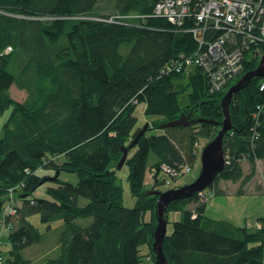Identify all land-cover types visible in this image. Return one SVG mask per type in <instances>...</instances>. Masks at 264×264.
Returning <instances> with one entry per match:
<instances>
[{
    "label": "trees",
    "instance_id": "16d2710c",
    "mask_svg": "<svg viewBox=\"0 0 264 264\" xmlns=\"http://www.w3.org/2000/svg\"><path fill=\"white\" fill-rule=\"evenodd\" d=\"M158 1L115 0L114 14H101L99 0H0V117L10 109L0 135V253L6 264H34L25 255L42 238L29 221L34 214L47 223L64 222L60 255L39 264H142L143 245L150 249L145 260L151 256L156 264L158 196L145 187L150 152L158 157L153 166L160 188L163 165L178 171L194 165L220 129L210 121L160 125L190 113L223 120L221 99L261 57L248 61L216 93L199 66L182 73L166 69L182 55L191 56L198 41L192 19L179 25L155 15ZM112 16L117 18L108 20ZM14 62L16 72H11ZM262 80L253 78L233 96V128L224 138L226 165L210 186L216 193L220 180L241 181L242 192L257 160L264 159ZM12 85L27 92L24 101L11 95ZM142 103L145 115L162 120L152 119L131 146L143 128L136 113ZM201 139L206 143L198 147ZM124 148L133 207L125 205L117 183ZM244 159L251 166L247 175ZM42 169L55 174L42 175ZM61 171L77 173L78 182L61 179ZM44 185L45 195H35ZM81 197L88 203L80 205ZM12 199L16 212L6 215ZM190 203L196 207L188 208ZM206 206L198 193L168 205L166 217L170 208L183 210V219L174 222L164 240L168 262L264 264V229L212 218ZM82 218L92 221L81 225L77 220ZM4 241L10 244L6 253Z\"/></svg>",
    "mask_w": 264,
    "mask_h": 264
},
{
    "label": "built area",
    "instance_id": "2783aa9c",
    "mask_svg": "<svg viewBox=\"0 0 264 264\" xmlns=\"http://www.w3.org/2000/svg\"><path fill=\"white\" fill-rule=\"evenodd\" d=\"M154 14L179 25L187 18L193 20L191 30L198 41L195 52L191 56L182 55L166 69L182 73L201 67L208 76L212 93L222 91L243 72L248 61L264 53V0H159ZM260 89L264 91V77ZM191 169L190 165L181 167L180 171L162 166V171L172 180ZM162 181L171 182L166 178ZM204 192L199 195L203 196ZM13 199L4 210L6 215L16 212ZM0 264H6L1 253Z\"/></svg>",
    "mask_w": 264,
    "mask_h": 264
},
{
    "label": "rangeland",
    "instance_id": "374dc122",
    "mask_svg": "<svg viewBox=\"0 0 264 264\" xmlns=\"http://www.w3.org/2000/svg\"><path fill=\"white\" fill-rule=\"evenodd\" d=\"M115 0H99L97 11L101 14H114L113 7H114ZM114 18H117L116 16L110 17L108 20H112ZM17 63L14 62L11 67V72H16ZM193 68V67H192ZM16 85L13 87V96L15 99H23V95L26 94L25 91H20L16 89ZM27 95V94H26ZM186 97V94H182L180 96L181 100L184 101ZM145 104H139L138 108L136 110L137 116L139 117V121L137 126H145L148 124V128L150 126V121L152 119H158L162 120L159 116H147L144 113ZM10 113V109L6 111L4 115L0 117V135L2 134V125L7 119L8 115ZM155 132H160L159 129H156ZM200 145L198 147L202 146L206 143V139L200 140ZM203 149V148H202ZM201 156V154H200ZM63 159V158H62ZM61 159V160H62ZM158 161L157 155L151 151L148 161V171L146 174V184L145 187L147 189L150 188H156L155 186V173L157 172V169L155 166H153ZM193 170L192 172L186 173L182 176H179L178 178H174L172 180L171 176L166 173L165 171L161 172V177L170 179L171 182L169 184L162 183L160 185V189L167 190L171 188H177L180 187L179 185L183 186L186 185L193 180L196 179V177L199 175L200 169H201V160L199 157V160L192 165ZM245 174L247 175L251 171V166L249 164H245ZM259 171L254 174V178L252 177L249 179L246 183L243 184V187L246 188L247 192H255V187L259 184H264V172L263 167L260 164L258 166ZM257 170V168H256ZM42 175L47 174H55L54 169H42L40 171ZM128 174H129V167L127 165L122 166L117 171V183L121 185L124 189V201L125 205L128 207H133L136 201V198L131 195L130 192V184L128 181ZM60 178L65 181H70L72 183H77L79 180V177L77 173L75 172H69V171H61L60 172ZM221 181V180H220ZM261 182V183H260ZM173 184L178 185L177 187H171ZM220 184L222 187H224L223 192H229L234 193L237 188L241 186V181L238 183H233L231 181H221ZM247 184V186H245ZM45 186H41L36 192L35 195L37 196H44L45 195ZM171 187V188H170ZM242 187V189H243ZM159 190V187L156 188ZM218 192L216 193L214 190H211V187H209L207 190H205L204 195H199V201L206 203L208 206H206V214L211 217L216 218H230L234 221H236L238 224L241 222L244 224L246 222L247 216H254L256 214H253L257 211H260L259 214L264 215V194L262 197H256L255 195L249 194L246 197L241 196H233V195H227L225 197H222L225 202H217L220 198L219 193L221 192L220 188L217 187ZM260 192V191H258ZM261 192H264L262 190ZM217 194V195H216ZM212 203L210 204V202ZM15 203V201H14ZM80 205H85L88 203V199L85 197L80 198ZM210 204V205H209ZM188 208L193 209L195 206V203H190L187 205ZM7 208V207H6ZM5 208V209H6ZM10 210V208L8 207ZM167 233L170 234L173 230V224L175 221L182 220L183 219V210L180 209H174L170 208L167 212ZM260 219V218H259ZM258 219V220H259ZM250 221L249 226L251 227V230L253 231H259L261 229H264V221ZM29 221L35 225L41 232L42 238L41 241L37 244H34L27 248L25 250V255L32 260L34 264H39L42 261H44L46 258H55L58 257L61 253L60 248V235L64 228V222L61 219H57L51 223H47L41 220L39 214H34L29 216ZM92 221V218H82L78 219L77 222L81 225H87ZM5 233V231H4ZM3 233V234H4ZM2 250L6 253L9 248L10 244L6 241H4V245L1 246ZM148 250L147 245H143L141 247V254L143 255V262L142 264H145V253ZM147 256V255H146ZM148 262L154 263L153 260H150L151 256L146 257Z\"/></svg>",
    "mask_w": 264,
    "mask_h": 264
},
{
    "label": "water",
    "instance_id": "95a60500",
    "mask_svg": "<svg viewBox=\"0 0 264 264\" xmlns=\"http://www.w3.org/2000/svg\"><path fill=\"white\" fill-rule=\"evenodd\" d=\"M263 78L264 77V53L260 58L258 66L246 73H244L240 79L232 85L223 98L221 99V107L223 111L224 118L221 121H215L213 119H206L203 117H193L190 113L188 115L181 114V116L176 120H171L160 125L161 128H166L168 126H179V125H189L192 123H203L206 121L213 122L214 124L220 126L219 131L202 149L200 160L201 169L199 175L192 182L177 187L171 188L165 191H160L158 189L148 190V194L157 195V205H156V219L157 224L153 234L154 241L152 244V251L155 255L156 264H170L164 252V240L167 234V224L168 219L166 217V210L168 205L174 201L185 197H191L195 193H199L211 186L215 177L224 170L226 165V156L224 150V138L227 132L233 128L230 104L232 102L235 93L239 92L248 82L253 78ZM148 130V124H146L136 135L131 146L136 145L139 138L144 135ZM123 156L118 162V167L121 168L126 162L128 156V148H124Z\"/></svg>",
    "mask_w": 264,
    "mask_h": 264
},
{
    "label": "crops",
    "instance_id": "0c3cea01",
    "mask_svg": "<svg viewBox=\"0 0 264 264\" xmlns=\"http://www.w3.org/2000/svg\"><path fill=\"white\" fill-rule=\"evenodd\" d=\"M189 71H191L190 69H189ZM13 87H14V85H12L11 86V88H10V92H11V95L13 96ZM17 87V86H16ZM16 89H18V90H20V91H25L24 89H20V88H16ZM26 92V91H25ZM26 94H27V92H26ZM23 95V99H20L19 101H24L25 99H26V97H27V95ZM14 97V96H13ZM18 100V99H17ZM63 156H59L58 158H62ZM249 164V162L246 160V159H244L243 161H242V166H243V170H244V173L246 172V170H245V167H244V165L245 164ZM262 165V167H263V172H264V159H260V160H257V162H256V168H257V170H256V172H258L259 171V168H258V166L259 165ZM250 165V164H249ZM149 169V168H148ZM160 175H161V173H160ZM254 178V177H253ZM221 181H231V180H221ZM221 181H219L218 183H217V187L218 188H220V190H221V192L219 193V195H220V198L218 199V201L217 202H220V203H222V202H225V200L222 198V197H225V196H227V195H233V196H241V197H246V196H248L249 194H251V195H255L257 198L258 197H262V195L264 194V192H261L262 190H264V184H259V185H257L256 187H255V192H247L246 191V188L245 187H243V190H242V192L239 190L240 189V187L239 188H237L236 190H235V192L234 193H229L228 191L227 192H223V189H224V187H222V185L220 184V182ZM231 182H233V183H238V182H240V181H238V182H234V181H231ZM261 183V182H260ZM51 184H54V183H51ZM245 186H247V184L245 185ZM258 191H260V192H258ZM217 195V194H216ZM212 203V201L210 202V204ZM209 204V205H210ZM208 206V205H207ZM207 209V208H206ZM206 213V212H205ZM260 213V211H257V212H255V213H253V214H256V215H254V216H247L246 217V222L243 224L242 222L240 223V224H238L236 221H234V220H232V219H230V218H216V217H212V218H215V219H223V220H227V221H230L231 223H233V224H235V225H237V226H246V227H248V228H250L251 229V227L249 226V224H250V221H257L259 218V220L258 221H262V219H264V215L263 214H259ZM209 216V215H208ZM211 217V216H210ZM5 235H6V233H4V237H5ZM150 253V249H149V247H148V250L146 251V253L145 254H149ZM145 264H152V262H148L147 260H146V262H145Z\"/></svg>",
    "mask_w": 264,
    "mask_h": 264
}]
</instances>
